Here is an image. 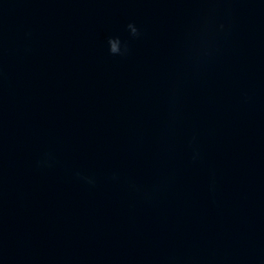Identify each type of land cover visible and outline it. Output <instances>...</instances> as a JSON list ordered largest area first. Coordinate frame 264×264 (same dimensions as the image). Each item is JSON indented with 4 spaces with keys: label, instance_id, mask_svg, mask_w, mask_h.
<instances>
[{
    "label": "water",
    "instance_id": "water-1",
    "mask_svg": "<svg viewBox=\"0 0 264 264\" xmlns=\"http://www.w3.org/2000/svg\"><path fill=\"white\" fill-rule=\"evenodd\" d=\"M0 264H264V0H0Z\"/></svg>",
    "mask_w": 264,
    "mask_h": 264
},
{
    "label": "clouds",
    "instance_id": "clouds-1",
    "mask_svg": "<svg viewBox=\"0 0 264 264\" xmlns=\"http://www.w3.org/2000/svg\"><path fill=\"white\" fill-rule=\"evenodd\" d=\"M127 28H129L131 30L130 34L132 36H136L138 34L137 27L134 24L129 23L127 25ZM107 43H108V51H109V53L114 55V56L124 55L126 53V51H127L126 45H124L122 43V41L116 42L115 41V37H109Z\"/></svg>",
    "mask_w": 264,
    "mask_h": 264
}]
</instances>
